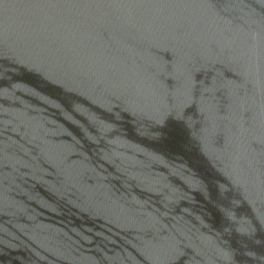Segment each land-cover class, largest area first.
I'll return each instance as SVG.
<instances>
[{"label":"water","instance_id":"obj_1","mask_svg":"<svg viewBox=\"0 0 264 264\" xmlns=\"http://www.w3.org/2000/svg\"><path fill=\"white\" fill-rule=\"evenodd\" d=\"M0 264H264V0H0Z\"/></svg>","mask_w":264,"mask_h":264}]
</instances>
